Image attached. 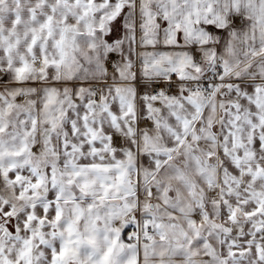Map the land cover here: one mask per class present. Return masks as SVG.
<instances>
[{"label": "snow or ice", "instance_id": "1", "mask_svg": "<svg viewBox=\"0 0 264 264\" xmlns=\"http://www.w3.org/2000/svg\"><path fill=\"white\" fill-rule=\"evenodd\" d=\"M241 3L251 24L237 14ZM157 30L166 45L181 37L204 45L217 40L214 50L202 51L221 52L225 64L264 57V0H0V264H140L141 256L151 264L150 257L164 254L166 240L176 251L210 249L202 227L210 235L228 234L220 256L209 251L212 259L205 264L253 258L264 264V224L257 222L264 221V192L258 187L264 159L256 155L264 151V84L248 79L250 72L264 75V63L253 61L238 73V84L226 85L257 111L244 113L229 101L218 146L211 128L214 104L205 107L196 93L178 87L179 80L149 86L141 79L171 68L182 76L187 53L141 52L134 89L79 84L97 75L104 62L116 63L112 49L125 41L134 45L137 34L151 45ZM192 56L200 52L193 48ZM129 78L121 71V79ZM73 79L61 94L59 82ZM31 94L40 100L20 103ZM156 102L176 126L158 115ZM185 104L191 113L183 111ZM203 113H209L207 126L197 127ZM129 116L143 130L141 192L127 179L132 154L125 145L130 148L132 141L121 129ZM245 123L252 129L247 141L237 131ZM152 127L163 128L171 139L162 143L147 131ZM201 138L217 151H197L194 142ZM42 161L48 165L43 171ZM217 180L220 198L209 200L215 193L197 185ZM214 213L228 223L215 222Z\"/></svg>", "mask_w": 264, "mask_h": 264}, {"label": "clouds", "instance_id": "2", "mask_svg": "<svg viewBox=\"0 0 264 264\" xmlns=\"http://www.w3.org/2000/svg\"><path fill=\"white\" fill-rule=\"evenodd\" d=\"M241 17L248 19L249 24L252 23V20L249 17L248 11L245 8L244 3H241V7L239 12L237 13ZM217 40H210L208 41L207 45L197 43L193 40L186 39L181 37L179 41L176 42L175 45H166L164 43V36L160 30H157L155 42L151 45H145L141 43L140 36L137 34L136 42L134 45H130L127 41L120 44L116 48L112 49L116 56V63H108L104 62L101 71L93 76L91 79L87 81H80L79 84L83 85L84 87H94L99 88L101 84L107 85L111 83H119L125 86H130L132 89L135 88V74L137 73L140 64H141V55L140 53L143 51H153L158 49H165V50H173L175 52H183L187 53L188 57L190 58L187 62L183 63L182 68V76L174 75L176 72L175 68H171V70L164 71L160 75H155L150 78L141 77L144 83L149 84L151 86L152 81H163L167 82L170 80H179L178 87H183L184 91L186 92H194L197 94L198 98L201 100L202 104L211 110L212 105L214 104V112H211L213 116L212 120V131L216 134V145L220 144V138L224 134L223 128L227 124L229 119V113L225 111L228 107L229 101H236L240 104V110L244 113L251 114L257 109L253 108L247 100H245L242 96L237 95V93L228 87L227 84L233 83L238 84L237 75L241 72L246 66L250 65L255 61L257 64L264 63V57H260L258 54L256 56H247L241 58L240 60L233 61L231 64H225L224 57L221 55V52L216 51H208L204 52L202 49L205 47L214 50L216 48ZM193 48L195 51L200 52L199 57L192 56ZM259 51V50H258ZM104 60L107 61V57H104ZM172 63H175V57L173 58ZM166 68L170 67L168 62H165L164 65ZM119 69V70H118ZM3 69H0L2 71ZM121 71L129 74L131 78L129 79H121ZM78 79V78H77ZM248 79H253L257 83L264 84V75H253L250 72ZM207 81V85L205 84ZM215 81V83H214ZM14 82V81H13ZM46 83H51V80L46 81ZM76 83V79H73L71 82L63 81L59 82L58 87L63 94V89L65 87L71 88L72 84ZM219 85V86H217ZM28 86V85H23ZM73 99H76L75 97ZM25 100H32V101H39L40 97L36 94H31L28 97H23L20 103H24ZM221 100L224 101V105H221ZM157 107L160 108V112L158 113L159 116L162 118L168 117L169 122L175 125V121L168 116V112L166 108L156 102ZM183 111L185 113H191L192 109L189 105L185 104ZM233 111H236L233 108ZM209 113H203L202 119L195 121L194 123L197 127L200 126L201 123L204 126H207V115ZM11 119H15L13 115ZM127 127H131L132 133L129 134L127 132ZM147 131L153 135L159 137L162 143L168 142L171 137L164 131L163 128H148ZM239 135L247 141L248 135L251 133L252 129L245 123L240 128L237 129ZM259 131V129H257ZM121 134L124 136L126 140L132 141L131 147L129 148L127 145L128 152L132 154V160L129 164L127 179L130 181L131 186L137 192H141L144 190V182L140 175V170L144 166L143 161L140 159L142 155L146 153L141 152L142 140L141 137L143 135V130L136 125L135 119L132 116H129L127 122L124 126H122ZM79 139V138H78ZM199 147H196V146ZM194 147H196L197 151L201 149L204 150H211L214 153L217 149L211 148L210 141L205 138H201V140L194 142ZM249 147H251L249 145ZM106 158L108 157V153H102ZM257 158L264 159V151L257 150L256 152ZM220 156L217 154L215 158V163L217 168L223 167L220 163ZM59 163V160H57ZM175 163L178 166L183 165V159L178 158ZM47 162H41V170H45L47 168ZM28 175V173H26ZM217 176H219V171L217 172ZM243 183V180H242ZM198 187H203L205 193L214 192V196L207 197L209 200L218 199L219 197V190L220 184L219 180L215 181L211 186L207 183H198ZM258 187L264 192V179L258 181ZM129 199L132 200H139L138 196H131ZM147 200V196L144 197ZM2 204V201H0ZM20 206L18 205V208ZM197 205L193 204L192 211H197ZM213 209L217 208L216 205L211 206ZM138 210L143 213V208H140L138 205ZM165 221L169 220V217L163 218ZM212 219L223 225L228 223L227 217H221L217 214H213ZM257 222L264 224V221L258 220ZM140 226V220H137V227ZM232 227H237L232 225ZM239 230V228H237ZM131 231V230H130ZM201 234L205 239L209 240L210 249H199V246L196 247V251L189 249L187 247L176 251L172 249L170 241H165V251L163 255H156L154 257H150L151 264H205L206 260H211L212 256L208 255L209 251H212L215 256H220L222 252L221 245H225V237L228 235L226 233L221 232L219 235H210L209 230L207 227H202ZM168 236H171L172 233H167ZM264 236V233H261ZM154 239L159 241L160 236L158 232L153 233ZM259 239V237H257ZM140 264H144V257L141 256ZM245 264H256L255 259L246 260Z\"/></svg>", "mask_w": 264, "mask_h": 264}]
</instances>
